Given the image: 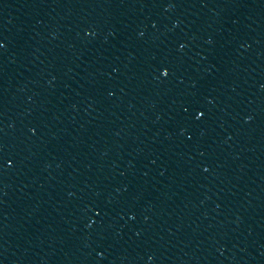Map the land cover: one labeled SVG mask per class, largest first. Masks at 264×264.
Wrapping results in <instances>:
<instances>
[{"label":"water","instance_id":"95a60500","mask_svg":"<svg viewBox=\"0 0 264 264\" xmlns=\"http://www.w3.org/2000/svg\"><path fill=\"white\" fill-rule=\"evenodd\" d=\"M0 96L184 264H264V0H0Z\"/></svg>","mask_w":264,"mask_h":264}]
</instances>
